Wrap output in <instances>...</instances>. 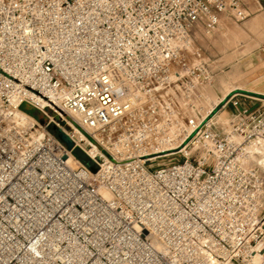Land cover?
Segmentation results:
<instances>
[{"label": "built area", "instance_id": "built-area-1", "mask_svg": "<svg viewBox=\"0 0 264 264\" xmlns=\"http://www.w3.org/2000/svg\"><path fill=\"white\" fill-rule=\"evenodd\" d=\"M248 2L0 0V264H264V102L218 131L176 95Z\"/></svg>", "mask_w": 264, "mask_h": 264}, {"label": "rangeland", "instance_id": "rangeland-1", "mask_svg": "<svg viewBox=\"0 0 264 264\" xmlns=\"http://www.w3.org/2000/svg\"><path fill=\"white\" fill-rule=\"evenodd\" d=\"M247 28L250 29L249 37L246 34ZM263 48L264 15H262L260 19L256 15H253L240 23H236L227 17H223L221 19V29H219L214 35L197 37L191 48V55L189 56L190 65L205 62L211 66L214 74L213 83L202 90L201 97H197L194 94L191 96L192 94L188 95L184 94V91H178L176 94L178 96L177 100L179 98L184 100L182 104L178 105L177 111H180L183 116L185 115L184 118L193 117L194 115L200 118L206 116L211 109V105L216 104V102H212L210 93L215 90L220 79L228 78L232 69L235 66H240V61L243 56L251 55ZM238 78L240 79V75H238L236 79ZM230 83L229 86L231 87L239 86L236 82L234 83L231 81ZM183 95H187L186 97L188 98L183 97ZM224 103H218V107L215 106L214 110L207 115L208 120H211V124H213L218 131H227L231 119V111L228 106H224ZM20 109L22 112L29 114L39 121L44 119V117L30 104H23ZM181 151L182 148L180 147L175 150L176 154L164 157L160 159V162L170 163L183 160L186 158L184 156L185 153L186 156H191L193 152L191 149H186L184 152L182 151V153ZM74 156L80 161H87V157L80 149L74 151Z\"/></svg>", "mask_w": 264, "mask_h": 264}, {"label": "crops", "instance_id": "crops-1", "mask_svg": "<svg viewBox=\"0 0 264 264\" xmlns=\"http://www.w3.org/2000/svg\"><path fill=\"white\" fill-rule=\"evenodd\" d=\"M248 3L250 17L256 15L260 19L264 15V0H249ZM219 29H221V23ZM246 34L250 36V29L247 28ZM238 75L240 79H236ZM231 81L239 86H229ZM210 97L216 104L225 102L230 111L244 107L251 110L257 109L261 102H264V48L251 55L243 56L240 66H235L228 78L220 79L215 90L210 93ZM234 104L236 107L233 106Z\"/></svg>", "mask_w": 264, "mask_h": 264}, {"label": "water", "instance_id": "water-1", "mask_svg": "<svg viewBox=\"0 0 264 264\" xmlns=\"http://www.w3.org/2000/svg\"><path fill=\"white\" fill-rule=\"evenodd\" d=\"M53 129L56 131L58 138L68 147L69 150H72L74 144L70 137L66 133H64L60 128L54 127ZM90 169L93 173L97 171V169L93 166H91Z\"/></svg>", "mask_w": 264, "mask_h": 264}, {"label": "bare ground", "instance_id": "bare-ground-1", "mask_svg": "<svg viewBox=\"0 0 264 264\" xmlns=\"http://www.w3.org/2000/svg\"><path fill=\"white\" fill-rule=\"evenodd\" d=\"M216 105H217V104H213V105H211V107H210L211 109L209 110V113H211V111L214 110V108H215ZM208 107H209V105H208ZM209 113H208V114H209ZM208 114H207V115H208ZM207 115H206V116H207ZM206 116H202V117L205 118ZM262 166H263V169H264V162L262 163Z\"/></svg>", "mask_w": 264, "mask_h": 264}]
</instances>
